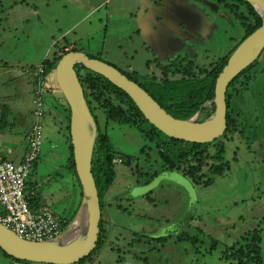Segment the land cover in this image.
<instances>
[{
    "label": "rangeland",
    "instance_id": "374dc122",
    "mask_svg": "<svg viewBox=\"0 0 264 264\" xmlns=\"http://www.w3.org/2000/svg\"><path fill=\"white\" fill-rule=\"evenodd\" d=\"M142 1L0 0V102L9 109L6 120L15 122V127L22 117L28 124L34 123L33 114L30 115L34 97L33 71L65 42L118 70H126L124 66L130 64L141 74L146 71L142 68L143 62H150L146 60L152 55L148 53L150 50H154V57L162 64H169L177 56L184 57L189 45L196 57L204 59L206 55L198 52L194 41L198 40L197 35L208 20L214 21L215 25L222 22L227 35L223 30L215 35L207 54L210 61L201 62L199 66L191 63L190 77L201 79L211 71L219 57L229 54L245 33L234 17L220 6L218 12H212L200 0L196 3L186 0L180 6L179 2L173 4V0H159L161 7L156 0H148L144 10H150L146 20L150 29L155 19L159 23L164 18V7L177 8L189 21V30L187 25L182 32L187 33L188 42L170 45L177 37H168L167 42L157 40L158 49L149 45L143 50V43L136 36L138 23L134 20L137 7L143 8L140 6ZM214 6L217 8L216 4ZM140 27L142 32H149L141 23ZM170 29L174 33L179 30L174 22ZM143 37L149 43L150 36L144 34ZM187 59L191 58L187 56ZM5 68L10 71L4 73ZM261 70H264V51L248 75L252 78L238 81L235 84L238 94H231L229 110L233 116L240 117L242 126L241 133L230 135L224 141L229 168L217 175L205 171V167L204 176L211 182L206 186L194 183L183 171L164 170L154 146L138 128L107 121L101 110L94 111L98 127L106 133L112 149L122 155L124 161H118L114 166L115 179L105 195V200L110 198L112 201L104 211L106 245L92 264H118L116 259L124 257L118 254L120 251L112 253L110 248L119 245L129 254L127 242L139 239L140 235V243H134L130 254L146 261L125 255L122 264H220V254L225 246L232 245L249 230L261 228L264 232V225H259L264 215V71ZM18 71L15 78L9 79ZM152 73L157 79L162 74L154 69ZM125 74L154 98L159 97V92L147 88L146 77ZM175 76L181 78L183 72ZM164 77L168 81L174 80L168 74ZM24 78L27 83L21 86ZM57 96L62 98L57 89L43 94V139L40 154L27 180L39 185L41 205L69 220L79 200V187L76 178L66 169L69 152L60 124L65 118L63 100ZM143 128L149 129L145 124ZM9 130L5 127L1 135ZM2 143L8 146L4 140ZM126 156L133 157L131 163L126 162ZM116 204L121 209L116 208ZM168 232H172V236L162 246L146 238L165 236ZM212 239L218 241L214 248ZM262 245L264 248V237ZM149 246L155 248L148 251ZM0 264L14 263L0 251Z\"/></svg>",
    "mask_w": 264,
    "mask_h": 264
},
{
    "label": "trees",
    "instance_id": "16d2710c",
    "mask_svg": "<svg viewBox=\"0 0 264 264\" xmlns=\"http://www.w3.org/2000/svg\"><path fill=\"white\" fill-rule=\"evenodd\" d=\"M218 3H222L229 14L232 15L234 19L241 25L245 32L244 36L237 44H234L235 47L229 52L227 56H225V58H221L218 62H216L214 68L202 79L198 80L197 78L190 77L192 75V65L191 63H188L183 65V78L181 81L183 84L182 86L169 82H164L161 84L163 87L158 93L159 97L157 99L154 97L152 98L175 119H189L200 109L202 115L200 121H202L213 112V106L202 108V105L214 97V85L217 76L225 66L228 57L235 50V48L261 25L259 15L247 2L242 0H219ZM77 51H80L77 49V47L65 42L60 47H57V50L52 53L49 58L42 60L39 66L35 68L37 69L41 67L43 70V75L46 76L48 73L54 70L58 61L64 54L67 52ZM86 55L89 58L101 61V59L98 57L88 54ZM258 58L245 70L239 73L228 85L225 94L227 110L225 133L215 141L206 144L187 143L166 137L148 123L132 100L123 91L116 88L102 76L86 70L81 65H76L74 70H76V75L82 86L84 98L92 116H94L93 114L95 110H101L107 121L111 120L119 125H132L133 127L138 128L142 133V136H144L146 140H149L152 146H154L158 157L162 162V167H164V170L176 172L183 171V174L187 175L194 183L206 186L211 182L204 176L203 169L205 167H207L205 171L212 173L214 172L217 175L223 174L229 168V162L225 159L224 155L226 148V143L224 141L228 140V136L230 135L233 136L235 133H241L242 126V123H240V117L238 116L239 118H237L233 116L229 110L231 94H238V91L235 89V84L238 83V81L241 83V81L245 82L252 78V76L248 75L250 72H252L253 67L258 64ZM261 71L263 72L264 70ZM121 73L131 80L125 74L127 72ZM127 74L129 75V73ZM186 75L189 77H186ZM153 86L157 87L158 85ZM62 109L64 112L63 116L65 117L64 120L60 122L63 133L62 138L67 142L69 152V157L66 160V169L70 172L72 177L76 178L79 187V200L76 209L71 214L69 220L59 217V234L62 233L72 221L81 199V189L75 173L72 146L70 144L69 110L66 106H64V104L62 105ZM93 118L95 119L96 117L94 116ZM143 124L147 125L149 129L143 128ZM125 159L129 164L133 160V157L126 156ZM118 161L123 163L124 160L122 155H117V153L112 149L106 133L102 132L97 127V134L92 152L91 173L98 193L101 216L102 210L104 208L103 202L107 203V207L112 205L110 198L109 200H105V195H107L106 193L115 179L116 172L114 166ZM36 186V183L32 184V182H26L25 198L29 208L37 211L39 192ZM115 206L116 208H119L117 204ZM119 209H121V207ZM2 214L3 213H0V215ZM101 216L99 221L100 233L95 248L88 256L84 257L75 264H92L94 258L103 250L104 246L106 245L107 231L103 226L104 221H102ZM260 224L264 225V215L259 221V225ZM171 236L172 232H168L165 236H158L155 238L146 237L143 235V237H146L150 239V241L154 242L155 244L158 243L161 246L164 245V243L168 240V237ZM139 237V239H134L130 242H127L126 248L128 249L126 251L129 254L122 251L119 248V245H114L110 248L112 253L120 251L118 254L123 255L124 258H118L119 260L115 258L118 264H122V262L125 261V255H129L132 259L138 258L142 259L143 262L146 261V259L130 254V249L134 247V243H140L141 235ZM263 237L264 232L261 228H255L245 232V234L243 236L241 235L237 240H235L232 245L224 247L220 254V264H264V248L262 245ZM211 241L213 245L212 248H214V246L218 244V241L215 239H212ZM154 248L155 247L151 248V246H149L148 251H152ZM1 252L4 257L12 260L14 264H31L30 262L13 259L6 255L3 251Z\"/></svg>",
    "mask_w": 264,
    "mask_h": 264
},
{
    "label": "water",
    "instance_id": "95a60500",
    "mask_svg": "<svg viewBox=\"0 0 264 264\" xmlns=\"http://www.w3.org/2000/svg\"><path fill=\"white\" fill-rule=\"evenodd\" d=\"M242 1L253 7L260 17L261 25L228 57L215 80L214 97L202 105V108L213 106L214 110L202 121L200 109L189 119H175L138 84L113 66L89 58L82 51L67 52L60 58L54 70L44 78V93L48 94L57 89L62 96H57V99H62L61 104L69 110V136L75 173L81 189L80 204L67 228L56 237L44 241L26 240L0 223L1 251L13 259L35 264H75L88 256L96 246L101 213L91 173V160L97 127L74 70L76 65L102 76L123 91L148 123L168 138L206 144L225 133L227 87L264 50V0ZM74 223H78L80 227L71 230Z\"/></svg>",
    "mask_w": 264,
    "mask_h": 264
},
{
    "label": "built area",
    "instance_id": "2783aa9c",
    "mask_svg": "<svg viewBox=\"0 0 264 264\" xmlns=\"http://www.w3.org/2000/svg\"><path fill=\"white\" fill-rule=\"evenodd\" d=\"M34 123L27 136L26 151L17 164L0 159V204L3 214L0 223L18 236L31 241H44L59 235V217L48 208H29L26 198V182L30 169L40 154L43 139L42 119L45 114L43 94L44 78L41 67L33 71Z\"/></svg>",
    "mask_w": 264,
    "mask_h": 264
},
{
    "label": "flooded vegetation",
    "instance_id": "af4514ba",
    "mask_svg": "<svg viewBox=\"0 0 264 264\" xmlns=\"http://www.w3.org/2000/svg\"><path fill=\"white\" fill-rule=\"evenodd\" d=\"M147 1L148 0H143L142 3L140 4L141 7L143 6L142 10L139 7H137V9L135 11V14H134V20H135V22L137 21V23H138L137 26L139 27L137 29L136 36L141 39V41L143 43V50L146 49V48H149V45L150 46L154 45L158 49L159 45L157 43V40H161V41L167 42V38L168 37H174V36L177 37V41L175 43H169L170 45H176L177 46V45L186 44L185 42H188L186 40L187 33H182V32H184V30L186 29L187 25L189 24L188 18L182 16L179 13V9H177V8L175 9V8H165L164 7V10H163L164 18L162 20H160L159 23L157 22V19H155L151 23V29H150V26L146 22V20L149 17L150 10H149V8H146V10H144L145 6L147 5V3H145V2H147ZM152 1L154 2V0H152ZM183 1H186V0H173L172 3L176 4V3L179 2V6H180ZM200 1L205 3V4H207L208 6L207 5L206 6L209 7V9L212 10V12L213 11L218 12L219 11V9H218L219 6L226 10L225 6L222 3L221 4L218 3L219 0H200ZM156 2H157V5H159L161 7L160 1L156 0ZM195 3H196V0H195ZM215 4L217 5V8L214 6ZM173 22H174V25H177V28L179 29L178 31H176V33L172 32V30L170 29L171 23H173ZM140 23L142 25H144V27H147L149 32H147V33L142 32L141 27H140ZM166 23H168L170 26L168 24H166ZM188 30H189V25H188ZM221 30H223L225 35H227L226 26L222 22H220L219 25L218 24L215 25L214 21L208 20V23L203 28V31H201L197 35L198 40H195L194 44L196 46H198V48H197L198 52H200V53L203 52L206 55V57L204 59H200V58L196 57V54L194 53L193 47L189 45L186 48V52L184 54V57L177 56L169 64H162L156 57H154L155 56L154 55V50H150L149 49L150 51H148V53H150L152 55H150V57H147L146 60L147 61L150 60V62L144 61L143 64H142V68L146 69L145 72H142L141 74H139V72L137 70H135V68L132 65H130V64H127L126 66H124V67H126V70H122V71L118 70V69L117 70L120 71V72H127L129 74H132L134 76H138V77H141V78L146 77L145 80L147 82V84H146L147 88H150L152 91L154 89L156 92H159L161 90V88L163 87L161 84H163L164 82H166V83L167 82L174 83L176 85L182 86L183 84H182L181 81H182L183 77L176 78V76H175V75H182V69L180 70V68H183V64L182 63L183 62L186 63V64L187 63H192V64L194 63V65L199 66V63H201V62H204V61L205 62H209L210 59L207 56V54H209V47L213 44L212 40L215 38V35L217 33L219 35ZM143 33L150 36L149 43H148V40L143 37V35H144ZM187 56H189L191 59H187ZM221 58H225V55H222ZM221 58L219 57L217 62ZM101 61H103V60H101ZM105 63H107V62H105ZM213 68H214V65L211 68V70ZM74 69H75V67H74ZM153 69L155 71H161L162 72L161 77L159 79H157L156 75L152 73ZM167 74L169 76L171 75V77H174V80H170V81L165 80L166 78L164 77V75H167ZM153 85H158V86L155 87ZM147 93L151 96V94L148 91H147ZM151 97H153V96H151ZM94 116H92V117H94ZM94 122H95L96 126L98 127L97 118L94 119ZM103 203H104V208L102 210L101 219L103 221H105L106 218L104 216V211H105V209L107 207V203L106 202H103ZM100 210H101V208H100Z\"/></svg>",
    "mask_w": 264,
    "mask_h": 264
},
{
    "label": "crops",
    "instance_id": "0c3cea01",
    "mask_svg": "<svg viewBox=\"0 0 264 264\" xmlns=\"http://www.w3.org/2000/svg\"><path fill=\"white\" fill-rule=\"evenodd\" d=\"M27 70V69H26ZM4 73L7 71H10L8 68H5L2 70ZM15 75H12L9 79L15 78L17 74H19V71L17 73H14ZM18 78V77H17ZM23 83L22 85H25L27 83V79H22ZM29 83V82H28ZM3 84V83H2ZM30 84V83H29ZM33 102V100H32ZM9 109L6 107L5 104L0 102V159L5 160H13L15 162H20L21 158L23 157L26 147H27V136L28 133L31 130L32 123L28 124L26 121H24L22 117V121L17 124L15 122H9L6 120L8 115ZM32 109H30V115L32 114ZM33 117V116H32ZM5 127H8L10 130L6 131L3 136L1 135L3 129L5 130ZM9 138V139H8ZM2 140L4 142H7L8 146H3ZM11 156V158H10ZM11 161V162H13ZM35 184L36 182L33 181ZM37 188L39 185L36 186ZM41 195V193H40ZM38 208H48L44 205H41L39 201L37 202ZM49 209V208H48Z\"/></svg>",
    "mask_w": 264,
    "mask_h": 264
},
{
    "label": "bare ground",
    "instance_id": "6f19581e",
    "mask_svg": "<svg viewBox=\"0 0 264 264\" xmlns=\"http://www.w3.org/2000/svg\"><path fill=\"white\" fill-rule=\"evenodd\" d=\"M75 228V229H78L80 226H79V224L78 223H74V225L72 226V228ZM71 230H73V229H71Z\"/></svg>",
    "mask_w": 264,
    "mask_h": 264
},
{
    "label": "clouds",
    "instance_id": "9594fccd",
    "mask_svg": "<svg viewBox=\"0 0 264 264\" xmlns=\"http://www.w3.org/2000/svg\"><path fill=\"white\" fill-rule=\"evenodd\" d=\"M33 112V111H32Z\"/></svg>",
    "mask_w": 264,
    "mask_h": 264
}]
</instances>
